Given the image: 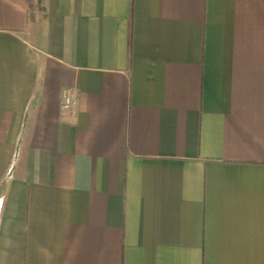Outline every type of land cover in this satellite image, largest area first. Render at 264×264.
I'll return each instance as SVG.
<instances>
[{
  "label": "crops",
  "instance_id": "1",
  "mask_svg": "<svg viewBox=\"0 0 264 264\" xmlns=\"http://www.w3.org/2000/svg\"><path fill=\"white\" fill-rule=\"evenodd\" d=\"M0 264H264V0H0Z\"/></svg>",
  "mask_w": 264,
  "mask_h": 264
},
{
  "label": "built area",
  "instance_id": "2",
  "mask_svg": "<svg viewBox=\"0 0 264 264\" xmlns=\"http://www.w3.org/2000/svg\"><path fill=\"white\" fill-rule=\"evenodd\" d=\"M62 108L71 114L74 113L75 100L68 92L63 93Z\"/></svg>",
  "mask_w": 264,
  "mask_h": 264
}]
</instances>
